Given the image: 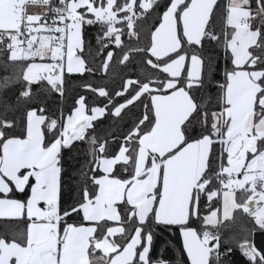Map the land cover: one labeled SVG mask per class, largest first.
Segmentation results:
<instances>
[{"label": "snow or ice", "instance_id": "obj_1", "mask_svg": "<svg viewBox=\"0 0 264 264\" xmlns=\"http://www.w3.org/2000/svg\"><path fill=\"white\" fill-rule=\"evenodd\" d=\"M0 73V264H264V0H0Z\"/></svg>", "mask_w": 264, "mask_h": 264}, {"label": "trees", "instance_id": "obj_2", "mask_svg": "<svg viewBox=\"0 0 264 264\" xmlns=\"http://www.w3.org/2000/svg\"><path fill=\"white\" fill-rule=\"evenodd\" d=\"M95 34L96 29L94 27H86L85 29V40H91L93 43H95ZM0 75H3V73H0ZM81 77L79 74H74L72 79L69 81V84L72 85V93L71 95H86L88 96L89 103L92 102V96L81 90L79 87H75V84L80 81ZM84 79H90V77H84ZM118 82V81H117ZM41 100L44 101V104L47 106L50 112L52 111H58L60 107L59 97L56 95H53L52 98H46L43 95H41ZM67 103H71V99L67 101ZM107 123V122H105ZM65 169L68 174V178L71 177L72 171H73V165L77 164V160L73 159V157L76 155L73 153L65 152ZM78 159V157H77ZM179 234L178 230L173 229L172 231H169L166 228L159 227L156 229V236L154 240L155 250L156 252L164 251L166 258L172 259L174 264L176 259L178 258L175 247L172 245L175 244L176 241H178ZM255 244L258 248L264 249V233L257 232L255 234ZM231 264H248L247 260L242 256V254L238 250H234L232 257H231Z\"/></svg>", "mask_w": 264, "mask_h": 264}]
</instances>
